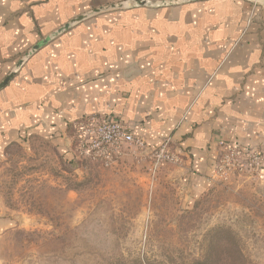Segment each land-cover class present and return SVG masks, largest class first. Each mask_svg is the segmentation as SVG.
<instances>
[{
	"label": "crops",
	"instance_id": "crops-1",
	"mask_svg": "<svg viewBox=\"0 0 264 264\" xmlns=\"http://www.w3.org/2000/svg\"><path fill=\"white\" fill-rule=\"evenodd\" d=\"M118 1L0 0V84L16 70L0 89V163L10 147L38 141L76 158L80 120L105 113L152 148L171 138L182 161L164 164L155 178L200 196L216 183L220 142L264 147V0L101 12L17 68L74 18ZM135 154L131 160L151 173L146 154ZM253 180L264 195V174ZM17 223L0 201V239ZM0 264L13 263L0 253Z\"/></svg>",
	"mask_w": 264,
	"mask_h": 264
},
{
	"label": "rangeland",
	"instance_id": "rangeland-1",
	"mask_svg": "<svg viewBox=\"0 0 264 264\" xmlns=\"http://www.w3.org/2000/svg\"><path fill=\"white\" fill-rule=\"evenodd\" d=\"M131 155L105 167L62 157L45 141L10 147L0 201L18 223L0 239L1 256L13 264H264V195L253 178L229 176L191 196Z\"/></svg>",
	"mask_w": 264,
	"mask_h": 264
},
{
	"label": "built area",
	"instance_id": "built-area-1",
	"mask_svg": "<svg viewBox=\"0 0 264 264\" xmlns=\"http://www.w3.org/2000/svg\"><path fill=\"white\" fill-rule=\"evenodd\" d=\"M78 129V155L90 156L105 167L117 165L127 152L146 154L153 175L166 163L182 161L171 138L152 148L143 136L135 134L121 119L109 114H87L80 120ZM220 146L213 176L216 182L229 176L257 178L264 174V147H243L226 141L220 142Z\"/></svg>",
	"mask_w": 264,
	"mask_h": 264
},
{
	"label": "water",
	"instance_id": "water-1",
	"mask_svg": "<svg viewBox=\"0 0 264 264\" xmlns=\"http://www.w3.org/2000/svg\"><path fill=\"white\" fill-rule=\"evenodd\" d=\"M183 1H185V0H156V1H152V0H122V1H118L115 3H111L108 5H104V6H100L98 8L92 9V10H90L86 13H83L80 16L74 18L72 21L68 22L67 24H65L64 26H62L61 28H59L58 30L53 32L51 35L44 38L38 45L33 47L31 50H29L22 57V59L19 61L18 65H17V68H19L25 62V60L34 51H36L39 47H41L43 44L47 43L52 38L56 37L57 35H59L63 31H65L66 29L71 27L73 24L80 22L82 20L88 19L89 17H92L98 13L113 10V9L126 8V7L134 6V5L135 6H169V5L179 4ZM15 72H16V70L12 71V73L10 75H8V77H6V79L0 84V89L9 82V80L12 78V76L15 74Z\"/></svg>",
	"mask_w": 264,
	"mask_h": 264
}]
</instances>
